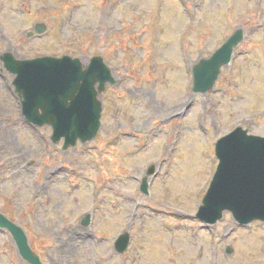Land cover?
Returning <instances> with one entry per match:
<instances>
[{
	"label": "rangeland",
	"instance_id": "374dc122",
	"mask_svg": "<svg viewBox=\"0 0 264 264\" xmlns=\"http://www.w3.org/2000/svg\"><path fill=\"white\" fill-rule=\"evenodd\" d=\"M108 1L109 18L101 15ZM37 23L46 30L29 37ZM236 28L244 37L231 62L210 91L194 93L191 65ZM6 53L83 62L101 54L116 82L100 96L97 135L62 150L48 125L27 123ZM237 125L264 135V0H0V135L8 141L0 212L25 230L42 264H264L263 222L241 226L224 212L208 225L195 216L217 164L215 140ZM151 164L157 175L144 194ZM125 230L131 242L120 255L113 243ZM0 264H29L2 228Z\"/></svg>",
	"mask_w": 264,
	"mask_h": 264
},
{
	"label": "water",
	"instance_id": "95a60500",
	"mask_svg": "<svg viewBox=\"0 0 264 264\" xmlns=\"http://www.w3.org/2000/svg\"><path fill=\"white\" fill-rule=\"evenodd\" d=\"M44 28L42 24L35 26L38 33ZM241 38L242 30L237 29L209 58H201L194 64V91L206 92L212 88L220 67L230 60L232 48ZM1 58L6 68L15 74L13 83L27 121L36 125L50 124L54 142L64 137L63 149L74 146L77 139L85 142L96 135L101 113L98 95L107 82L114 83L101 56L92 57L86 65L68 55L16 60L6 53ZM216 154L220 163L198 216L215 222L227 209L240 223L257 218L264 220V137L247 135L246 130L238 128L218 140ZM151 172L152 168L148 173ZM146 186L144 178L141 189L145 191ZM88 222L89 215H86L83 223ZM0 226L11 232L25 260L41 264L21 227L1 213ZM128 243L129 233H121L115 240V250L122 253ZM230 251L228 248L227 252Z\"/></svg>",
	"mask_w": 264,
	"mask_h": 264
},
{
	"label": "bare ground",
	"instance_id": "6f19581e",
	"mask_svg": "<svg viewBox=\"0 0 264 264\" xmlns=\"http://www.w3.org/2000/svg\"><path fill=\"white\" fill-rule=\"evenodd\" d=\"M112 4H113V2L108 1V2L106 3V5H104V7L101 9V15H104V16L107 17V18L111 17V15H112V13H113V10L115 9V6L112 5ZM75 7H76V8H75V10H74V13H76V11H77V9H78V5L75 6ZM113 7H114V8H113ZM79 11L83 12V10L78 9V12H79ZM187 99H188V97L186 98V100H183V101H182V99H181V100L177 103L176 106H173V107L169 108V110L167 111V113H168V114H171V113H175V112L179 111V110L183 107V105L186 103ZM0 141H2V143H1V147H2V148H5L6 145H7L6 142H8V141L5 140V139H2V138H0Z\"/></svg>",
	"mask_w": 264,
	"mask_h": 264
}]
</instances>
